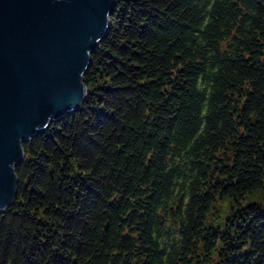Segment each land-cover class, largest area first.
<instances>
[{"label": "trees", "instance_id": "obj_1", "mask_svg": "<svg viewBox=\"0 0 264 264\" xmlns=\"http://www.w3.org/2000/svg\"><path fill=\"white\" fill-rule=\"evenodd\" d=\"M83 82L23 144L0 264H264V0H114Z\"/></svg>", "mask_w": 264, "mask_h": 264}, {"label": "water", "instance_id": "obj_2", "mask_svg": "<svg viewBox=\"0 0 264 264\" xmlns=\"http://www.w3.org/2000/svg\"><path fill=\"white\" fill-rule=\"evenodd\" d=\"M113 7L114 0H0V213L16 201L23 144L83 105V77Z\"/></svg>", "mask_w": 264, "mask_h": 264}, {"label": "rangeland", "instance_id": "obj_3", "mask_svg": "<svg viewBox=\"0 0 264 264\" xmlns=\"http://www.w3.org/2000/svg\"><path fill=\"white\" fill-rule=\"evenodd\" d=\"M241 205L246 204H259L264 206V188L259 189L252 194H247L243 200H240ZM236 206L231 204L226 198L213 203L209 214L206 217V226L217 230L223 229V223L225 218L230 212V206ZM237 207V206H236Z\"/></svg>", "mask_w": 264, "mask_h": 264}, {"label": "flooded vegetation", "instance_id": "obj_4", "mask_svg": "<svg viewBox=\"0 0 264 264\" xmlns=\"http://www.w3.org/2000/svg\"><path fill=\"white\" fill-rule=\"evenodd\" d=\"M22 177L18 179L17 181V198L16 199H28L29 197H31L29 196L30 187H31L30 180L27 177L22 182L21 181Z\"/></svg>", "mask_w": 264, "mask_h": 264}]
</instances>
